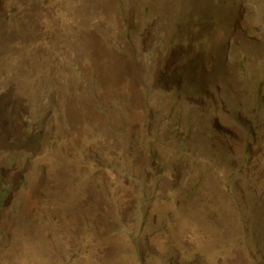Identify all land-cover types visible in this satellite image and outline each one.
I'll list each match as a JSON object with an SVG mask.
<instances>
[{"label":"rangeland","instance_id":"1","mask_svg":"<svg viewBox=\"0 0 264 264\" xmlns=\"http://www.w3.org/2000/svg\"><path fill=\"white\" fill-rule=\"evenodd\" d=\"M0 264H264V0H0Z\"/></svg>","mask_w":264,"mask_h":264}]
</instances>
